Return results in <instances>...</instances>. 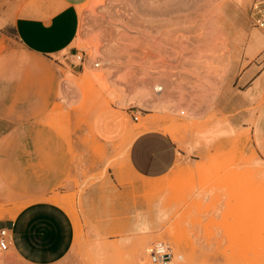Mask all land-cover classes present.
Here are the masks:
<instances>
[{"label":"rangeland","instance_id":"374dc122","mask_svg":"<svg viewBox=\"0 0 264 264\" xmlns=\"http://www.w3.org/2000/svg\"><path fill=\"white\" fill-rule=\"evenodd\" d=\"M257 1L81 5L75 52L59 59L57 102L36 125L0 137V223L42 200L25 192L61 168L63 179L46 200L71 216L76 239L56 264H154L151 252L161 245L174 255L166 264H264V161L242 126L252 96L232 84L264 64V29L251 18ZM112 107L130 126H156L175 139L180 154L171 173L136 178L127 167L128 141L96 136L94 116ZM29 132L40 146L15 147ZM49 141L68 143V165L55 163L65 149ZM0 264L28 263L8 250Z\"/></svg>","mask_w":264,"mask_h":264},{"label":"crops","instance_id":"0c3cea01","mask_svg":"<svg viewBox=\"0 0 264 264\" xmlns=\"http://www.w3.org/2000/svg\"><path fill=\"white\" fill-rule=\"evenodd\" d=\"M87 1L0 0V20H3L0 25V137H5L16 125H36L39 117L45 116L57 102L58 67H63L59 59L75 52L80 25L78 8ZM256 68L251 65L232 84L244 87L245 93L252 96L242 106V126L250 130L251 148L264 161V64L259 62ZM231 107L227 106L223 114L233 113ZM248 117L250 123L246 121ZM155 127L147 130L130 126L116 107L97 113L93 119V131L101 141L109 144L128 141L127 167L139 179L163 178L171 173L179 159L178 143L169 133ZM30 132L25 139L15 141V147H39V141L31 138ZM135 134L138 136L133 138ZM45 146L65 149L55 163L71 162L68 143L49 141ZM31 160L33 157H27L25 162ZM18 162L23 161L18 158ZM61 170L57 168L45 183L35 181L25 192L42 200L26 206L16 218L0 223L9 230V250L28 264H56L67 257L75 243L76 228L71 216L46 200L62 181Z\"/></svg>","mask_w":264,"mask_h":264},{"label":"built area","instance_id":"2783aa9c","mask_svg":"<svg viewBox=\"0 0 264 264\" xmlns=\"http://www.w3.org/2000/svg\"><path fill=\"white\" fill-rule=\"evenodd\" d=\"M251 18L256 27L264 29V0L257 1L251 7ZM78 56V55H77ZM78 59L82 62L83 57ZM99 65L96 64V67ZM157 90V89H156ZM163 88H158V92H161ZM135 122H139V117L133 115L132 117ZM9 239L10 233L7 228L0 226V252H5L9 250ZM151 260L154 264H166L168 261L174 259L172 249L168 245H161L151 252Z\"/></svg>","mask_w":264,"mask_h":264},{"label":"bare ground","instance_id":"6f19581e","mask_svg":"<svg viewBox=\"0 0 264 264\" xmlns=\"http://www.w3.org/2000/svg\"><path fill=\"white\" fill-rule=\"evenodd\" d=\"M138 134H140V133H138ZM138 134H135L134 137L138 136ZM134 137H133V138H134ZM149 179H150V178H149ZM148 184H149V185H148ZM146 186H147V187H148V186L154 187V186H156V185H155L154 183H147Z\"/></svg>","mask_w":264,"mask_h":264}]
</instances>
